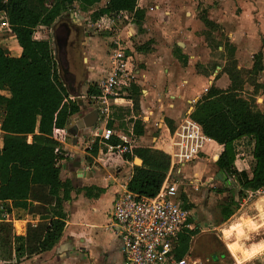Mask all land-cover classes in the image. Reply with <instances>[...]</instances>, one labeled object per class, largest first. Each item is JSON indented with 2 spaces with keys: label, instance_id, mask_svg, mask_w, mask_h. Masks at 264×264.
Masks as SVG:
<instances>
[{
  "label": "crops",
  "instance_id": "0c3cea01",
  "mask_svg": "<svg viewBox=\"0 0 264 264\" xmlns=\"http://www.w3.org/2000/svg\"><path fill=\"white\" fill-rule=\"evenodd\" d=\"M181 2V0H155L146 11L139 4V0L137 1L138 7L144 11L143 19L140 25L132 22L130 25L133 26L129 28V31L132 36L137 34L138 46L130 50L126 48V53L130 56L131 65L139 71V77L130 85L126 94L110 100L109 113L106 117L97 112V118L95 109L91 104L84 102L83 97L84 94L91 98L98 95L97 85L109 70L111 54L107 57L90 44L91 34L85 30L86 26L82 24L84 17L77 10L65 13L70 17L71 26L78 25L83 34L80 35V39L74 38L72 41L75 56L73 66H64V69H61L59 62L55 61L64 86L69 92V98L79 108V111L68 121L65 137L60 141L63 159L59 163V179L69 192L68 199L62 204L65 215L64 226L57 243L51 250L31 254L30 249L41 240L44 228L48 226L49 218L56 208L46 202L44 194H36L37 189H32L33 195L27 200L25 209L15 207L11 201H0V219L9 221L12 233L16 234L12 240L10 258H0V264L14 262L16 264H123L120 239L112 225V204L118 193L128 190L127 183L135 167H150L144 162L145 154L144 160L139 154L149 148L161 146L158 142L159 135L166 130L167 121L174 125V137L175 132L181 133L185 127L184 132H191L196 139L188 140L187 146L190 145L192 150H187L180 162L176 158H171V146L169 168L162 184L165 181L168 184V180L173 179L174 176V179L179 181L184 177L206 176L208 169L214 175V180L211 182L215 184L214 190L217 186L224 185V182L216 178L218 171L212 163L207 161L208 159H206L207 164H203L199 159L192 163L187 162L205 145L212 147L210 140L204 136L201 127L191 119L190 115L194 111L195 104L203 95L205 96V93L207 94L209 88L227 91L231 88L232 81L224 68L226 57H224V48L220 44L215 49L223 52V56L209 69L213 61L214 49L205 39L204 31L208 27L198 15L199 2L192 7L193 10L187 14L188 17L180 13V9L183 8L180 5ZM230 2L234 8L237 3L239 4L241 9L239 13L231 10L227 14L213 11V15L209 16L205 13L204 17L217 26L212 35L218 34L231 47L230 59L235 62V70L248 74L242 79V89L237 93L245 100L253 98L259 109L264 111L263 2L260 0H230ZM160 3L167 8L163 14L160 11ZM176 4L180 6L179 10ZM179 13L180 16H178ZM1 14L3 12H0V16L6 19L5 13ZM7 36L12 37L15 43L8 53L1 45ZM33 39L39 40L34 37V34ZM148 42H151L150 47L146 45ZM0 47L10 57H18L21 53V48L12 32L0 35ZM110 52L112 53V49ZM53 54H55L54 51ZM181 57L185 62L180 60ZM256 58L259 59L258 67H256ZM196 65L203 68L202 72L196 70ZM254 68L256 70L252 75L251 71ZM66 73H69V76H66ZM249 76L253 78L249 79ZM89 86H92L95 94H87ZM131 91L134 94H131ZM0 111L2 112L1 123L5 112L4 103L0 104ZM106 129L112 132L110 138L119 139L118 144L127 146L129 151L120 153L111 143H108L110 138L103 139L100 134ZM0 133L3 137L1 130ZM114 151L116 152L113 155ZM239 155L242 156L238 153L235 158ZM252 160L254 161L253 157ZM174 168L175 170H172ZM171 184L170 191L172 188L179 187L177 183L171 182ZM218 194L226 198V194ZM261 199L263 197H254L249 204L244 203L240 211L239 208L237 209L239 215L234 217L228 224V228L223 230L222 237L229 238V241L225 239L223 241L236 257H241L242 251L248 254L255 252L254 255L258 253L259 242L247 243L243 238L250 237L254 231L255 233L261 231V224L258 218L254 217L262 212ZM177 200L175 202L179 203ZM1 206H8L10 212L2 210ZM14 211L24 213L25 219L19 216L14 217ZM41 212L49 213V218H43ZM235 212L227 221L217 226L229 222ZM250 213H252L251 216ZM208 222L210 224L209 220ZM249 222L260 226L249 229ZM237 226L240 227L241 236L237 234ZM27 227L36 230L41 228L36 242L32 246H26L23 252V250L19 251L15 242L17 236H20L21 240L24 237L28 242ZM42 227L44 228L41 231ZM234 243L238 249L236 252L230 249ZM242 244H245V247ZM188 250L189 243L181 258H185L188 264H201L198 259L190 258ZM219 263L223 264L221 260Z\"/></svg>",
  "mask_w": 264,
  "mask_h": 264
},
{
  "label": "trees",
  "instance_id": "16d2710c",
  "mask_svg": "<svg viewBox=\"0 0 264 264\" xmlns=\"http://www.w3.org/2000/svg\"><path fill=\"white\" fill-rule=\"evenodd\" d=\"M35 1L42 12L32 10L30 0H0V12L5 13L10 31L21 48L18 57H10L0 47V104L5 105L0 123L3 133L0 201H11L15 207L25 209L27 200L33 195L32 189H37L36 194H44L46 202L56 208L51 218L47 212L42 214L43 218H49V224L44 228L41 240L30 249L31 254L51 250L61 235L65 217L62 204L68 199L69 192L59 179V163L63 159L60 141L65 137V127L71 116L79 111L77 104L69 98L58 72L51 44L46 40L33 39L34 30L39 25L51 26L57 18L73 11L74 3L86 11L101 0ZM106 1V13L128 12L134 24H141L144 11L138 7V0ZM97 17L98 14L93 21ZM202 20L208 28L217 27L206 17ZM180 60L185 62L183 57ZM231 63L235 70V62L232 60ZM202 69L196 65L198 72ZM227 74L232 81L231 88L227 91L209 88L190 115L212 143L208 161L224 177V185L215 188L216 193H224L226 198L217 203L216 215L212 213L209 219L214 226L227 221L249 192L264 189V111L252 109L250 102L233 89L234 72L227 70ZM87 94H95L92 86H89ZM244 137L253 143L254 164L250 177L233 166L236 156L234 143ZM108 143L116 146L119 139L112 137ZM144 152L146 150L139 154L143 160ZM169 163L167 160L153 162L150 167H135L127 189L137 195L155 196ZM194 234L195 230L189 229L180 233L177 258L184 255ZM15 237L11 223L0 219V258H10Z\"/></svg>",
  "mask_w": 264,
  "mask_h": 264
},
{
  "label": "rangeland",
  "instance_id": "374dc122",
  "mask_svg": "<svg viewBox=\"0 0 264 264\" xmlns=\"http://www.w3.org/2000/svg\"><path fill=\"white\" fill-rule=\"evenodd\" d=\"M155 0H139V4L144 7V10L148 11L149 6L151 3H153ZM182 2L180 5L183 7L180 9V6H178V10L180 9V13L184 14V16L188 17V13L192 11V7L195 6L196 2H199L197 5L198 12L201 17H204L205 13H207L209 16L213 15L212 12H227L232 11L239 13L240 7L239 4H236V7H233V4L230 2V0H181ZM259 1V0H258ZM264 7V0H260ZM77 3L73 4L74 10H77L84 18L83 23L86 27V31L91 34V38L89 39L90 44H92L98 51L100 50L105 54V56L109 57L111 52L110 49L114 47L112 44L113 41L118 40L119 43L125 47L130 49H135V47L138 46V39L137 34L136 35H130L131 32L129 31V28H131L130 25L132 24L131 15L128 12L119 13V14H108L105 12L107 1L101 0L100 2L94 4L93 6L87 8L86 11H82L79 9V6L77 7ZM261 5V6H262ZM76 6V7H75ZM160 11L167 10V8H164L165 5L160 3ZM29 7L36 11V12H42L41 8L37 4L35 0H30ZM209 12V13H208ZM180 13L178 16H180ZM98 14L99 17H97L96 21H93L95 15ZM150 16V14H148ZM182 16V15H181ZM4 18V17H3ZM0 17V19L3 21V23L0 26V35L2 34H10V28L6 22V19H3ZM57 20V19H56ZM54 21V23L56 22ZM181 20V19H180ZM54 23L51 26H37L34 30V37L38 38L39 40H46L51 44L52 47V27L54 26ZM135 27V26H134ZM216 28H207L204 31L205 39L207 40L208 44L213 47V61L210 63L209 69H211L212 65L214 63H218L221 59V56H223V52L217 51L215 48L218 44L222 45L224 48V57L225 58V65L224 68L226 70H232L234 72V83H233V89L235 91H240L242 89V79L246 77L248 74L244 71L236 72L233 69V65L231 63L230 59V53L232 51L231 47L226 44L224 41V38H221L218 34L212 35V32L215 31ZM137 31V29H136ZM138 32V31H137ZM129 34V35H128ZM214 36V37H213ZM220 39V40H219ZM2 48L8 53L9 49L15 46L14 39L12 37H5L3 42L1 43ZM150 47L151 42H148L146 44ZM127 50V49H126ZM128 52V51H127ZM55 61L58 63V60L56 58V54H53ZM110 60V57H109ZM258 61L259 59L256 58V67H258ZM255 67V68H256ZM253 69L251 71V74L253 75L255 73L256 69ZM108 67L106 68V70ZM105 70V71H106ZM253 77L249 76V79H252ZM131 94H134V92L131 91ZM206 94V93H205ZM204 95L202 96V98ZM201 98V99H202ZM200 99V100H201ZM84 102H87V104L90 105L92 99L90 96H86L84 94L83 97ZM250 102V105L252 109L254 110H260L257 103L253 98H249L248 100ZM196 105V104H195ZM2 112L0 111V118H1ZM166 130L164 132L160 133V138L158 142L160 143L159 148H149L145 153V162L148 166H152L153 162H166L167 160L170 161V153H171V138L173 135V131L175 130L174 125L169 121L166 122L165 126ZM2 134L0 133V138ZM234 150L235 153H241L242 156L239 155L238 158H235V162L233 163V166L235 170L245 171L248 175H251L252 168L254 161L251 157L252 152V140L250 138L244 137L240 140L236 141L234 143ZM212 152V147L205 145L202 150H200L195 156L191 157L190 161H187L188 163H192L195 160H200L203 164H207V157ZM172 170H175L172 169ZM174 172V171H173ZM176 174V173H175ZM177 175V174H176ZM175 177V176H174ZM169 179L168 180V186L166 187V190H168V196L170 199L179 202L181 207L188 213L187 217V223L190 225V229L195 230V234L191 237L189 241V256L192 260L198 259L201 264H220L219 261L223 264H264V216L263 214L264 210V199L261 201L263 204L262 206V212L257 213L256 216L258 218V222L261 224V231L258 233H254L250 237H247L244 239L245 242L249 243H258V253L254 255V257L249 258L248 260H244L240 257H236L233 255L229 249L227 248L226 244L223 241L224 239L226 241H229V238L222 237L223 236V230L228 228V224L231 223L237 215H239L238 210L240 211L242 205L244 203L249 204L254 197H263L264 198V189L257 191V192H249L247 194V198L242 201L241 206L235 212L234 216L231 218L229 222H226L225 224L221 226H212L209 224L208 220L216 215L217 212V203H219L221 200H223L224 195L220 196L221 194H218L214 190L215 184H212L211 182L214 180V175L210 173L207 169L206 176H201L198 178H189L184 177L183 180L179 181L176 179ZM211 179V180H210ZM177 183L179 186L178 188H172L171 191L169 190L170 186L172 185L171 182ZM232 181L237 185L236 181L232 179ZM223 186V185H222ZM236 188H239L238 186ZM262 195V196H261ZM225 199V197H224ZM42 200L44 201V196H42ZM245 201V202H244ZM245 204V205H247ZM2 210H7L10 212V209L8 206H1ZM36 209V208H35ZM6 211V212H7ZM44 213V212H41ZM252 213H250L251 216ZM259 215V216H258ZM21 217L25 219V214L20 213L18 211H14V217ZM31 217V216H30ZM205 218V219H204ZM41 226V225H40ZM28 228V229H27ZM26 231L29 234L28 235V242H26L24 237L20 238V236H17L15 246L19 248V251L24 252L26 246H32L34 242H36L38 237V231L41 227H39L38 230L32 229L30 227H27ZM44 227H42L41 231ZM243 241V242H244ZM25 245V247H24ZM243 247H245V244H242ZM15 247V248H16ZM247 247V246H246ZM216 257V259H214ZM11 264H16L11 263Z\"/></svg>",
  "mask_w": 264,
  "mask_h": 264
},
{
  "label": "built area",
  "instance_id": "2783aa9c",
  "mask_svg": "<svg viewBox=\"0 0 264 264\" xmlns=\"http://www.w3.org/2000/svg\"><path fill=\"white\" fill-rule=\"evenodd\" d=\"M2 23L0 19V26ZM112 44L109 70L98 83L99 93L91 98L90 103L98 114L105 117L109 113L110 100L126 94L139 77V71L131 65L126 48L118 40ZM184 129L181 133L175 132V137L173 133L171 138V158L179 162L187 150H192L190 145L187 146L188 140L196 139ZM100 135L108 140L112 132L106 129ZM113 148L120 153L129 151L127 146L121 144ZM167 186L165 181L153 197L137 195L126 189L117 194L112 204L111 218L120 239L123 264H188L185 258L176 257L179 235L185 229H190L188 213L170 199Z\"/></svg>",
  "mask_w": 264,
  "mask_h": 264
},
{
  "label": "flooded vegetation",
  "instance_id": "af4514ba",
  "mask_svg": "<svg viewBox=\"0 0 264 264\" xmlns=\"http://www.w3.org/2000/svg\"><path fill=\"white\" fill-rule=\"evenodd\" d=\"M73 26L74 28L71 26L69 15L63 14L57 18L54 26L52 27V49L57 56L61 69H64V66H73L75 64L72 41L74 38H79L83 33L81 28L79 29L78 25ZM67 28L70 31L66 37L65 34ZM67 75L69 76V73H66V76Z\"/></svg>",
  "mask_w": 264,
  "mask_h": 264
},
{
  "label": "bare ground",
  "instance_id": "6f19581e",
  "mask_svg": "<svg viewBox=\"0 0 264 264\" xmlns=\"http://www.w3.org/2000/svg\"><path fill=\"white\" fill-rule=\"evenodd\" d=\"M264 199V198H263ZM263 199H261V201L263 200ZM258 202H260V200L258 201ZM264 216V213H263V215H262V217ZM246 220H244V222H245ZM237 225H239V224H237ZM260 225H257V224H255V223H253V222H249V229H256V228H258ZM240 227H241V225H240ZM240 227L239 226H237V234H238V236H241L242 235V232H241V230H240ZM235 228V227H234ZM235 233H236V231H235ZM230 249H232L234 252H236L238 249H237V245L234 243V244H232L231 245V248ZM258 251V250H257ZM240 254V253H239ZM255 254V252L254 253H246L245 251H242L241 252V254H240V258H242V259H244V260H248L249 258H251L253 255Z\"/></svg>",
  "mask_w": 264,
  "mask_h": 264
},
{
  "label": "water",
  "instance_id": "95a60500",
  "mask_svg": "<svg viewBox=\"0 0 264 264\" xmlns=\"http://www.w3.org/2000/svg\"><path fill=\"white\" fill-rule=\"evenodd\" d=\"M72 15H74V16H76V14L75 13H72ZM72 28H74V26H72ZM80 29V28H79ZM69 29L67 28L66 29V37L68 36V34H69ZM79 47V46H78ZM94 113H95V116H96V118H97V111L96 110H94ZM93 113V114H94ZM88 126H90V125H88ZM216 178L220 181V182H224V177L219 173V172H217L216 173ZM228 183V182H227Z\"/></svg>",
  "mask_w": 264,
  "mask_h": 264
}]
</instances>
